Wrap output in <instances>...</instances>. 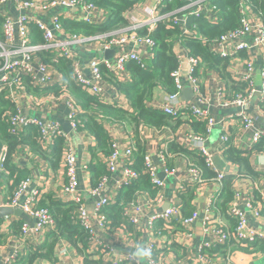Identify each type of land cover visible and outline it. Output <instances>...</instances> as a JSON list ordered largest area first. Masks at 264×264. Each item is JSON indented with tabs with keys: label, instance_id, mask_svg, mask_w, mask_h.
I'll return each instance as SVG.
<instances>
[{
	"label": "built area",
	"instance_id": "2783aa9c",
	"mask_svg": "<svg viewBox=\"0 0 264 264\" xmlns=\"http://www.w3.org/2000/svg\"><path fill=\"white\" fill-rule=\"evenodd\" d=\"M184 5L169 13L159 14L158 5L144 8L147 20L143 24L130 23L128 26L109 32L100 33L93 36H84L80 34H71L66 32L62 25V20H72L85 25H101L107 20V13L96 8L95 5L86 0H0V94L6 89L7 100L14 105L15 113L9 115V128L14 134L24 133L28 126H33L38 131L43 145H46L54 138L60 137L64 140V152L62 155V166L66 178V184L62 187L61 198L66 197L71 202L78 204L76 218L77 223L88 235L89 247L92 253H97L105 264H127L138 263L132 256L122 257L109 243L98 236L96 229L101 234L104 231H110L108 221L102 213L105 207L113 203L116 193L124 186L131 183L136 178L135 172L129 169L128 164L131 161L133 147L130 142L120 151L119 141L115 137L114 130H108L111 137V154L106 158V165L109 176L103 178L97 187L89 189L88 195L93 200V211L91 214L86 210L78 194V170L75 149L69 139V133L78 131L77 115L81 113L75 100L67 93H61L55 96L51 93L34 95L27 93L22 84V78L30 80L33 87L40 90L61 85V76L53 67L46 65L38 56L37 52L43 50L53 54L55 57L69 59L72 63V73L75 82L91 96L106 104L121 105L125 103L123 97L114 91L113 99L106 92L108 86L104 83V76L100 68L105 70L122 83H129L130 78L125 71L124 65L128 61H133L143 66L145 58L152 55L154 43L148 36H138V28L147 27L149 30L155 28L156 23L162 21L169 23V27H175L181 31V34H189L187 19L189 17L199 18L204 16L210 23H216L219 20L215 8L208 0H182ZM264 2V0H263ZM105 19V20H104ZM34 25L40 32L42 42L32 43L29 36V26ZM240 25L237 30L225 32L207 42L211 53L221 58H230V61L239 58V54L246 55L241 58L245 65V72L241 75V80L247 83L248 92L246 95L236 94L228 98L225 91L220 89L216 92L218 101L222 108L234 107L238 110L237 118L243 128L250 132L251 147L260 141H264V129L255 127L254 120L243 111V107L251 101L253 96L258 93L257 102L262 106L264 104V83L262 89L253 85L254 60L259 55L262 56V66L260 68L262 81L264 82V23L258 14H255L246 4L240 5ZM177 44H179L177 42ZM92 47V57L84 65L76 55L81 49ZM181 47L180 52L174 55L178 61V68L171 74L174 81L175 92L165 94L163 104L160 109L151 108L169 116L178 117L180 112L189 111L198 121L205 122L207 132L215 126L220 127L219 145L225 147L229 136L223 123L217 122L211 117L206 107H201L205 102V96L200 93V79L195 75L200 60L188 54V51ZM107 51H113L114 55L110 59L103 57ZM143 52V55L141 54ZM185 87H189L195 96V102H182L180 100L181 92ZM260 87V88H261ZM46 99H50L51 104H61L65 109V122L69 124L70 132L63 131V124L52 118L41 116H27L23 113L25 105H43ZM110 127H120L111 125ZM146 128H141L142 133ZM129 137V136H128ZM191 142L190 148L187 142ZM185 144L191 149L200 153L210 168L209 151L205 146V138L188 133ZM161 168L166 176H174L176 169L167 168L164 153L160 152ZM120 158L122 160L120 161ZM118 166L120 169H118ZM145 170L149 175L150 182L158 188V193L154 198L147 200V207L151 213H145L144 209L137 205V202L128 204L123 212L127 221L134 227H137L145 214V226L150 237H160L162 234L155 231V225L163 222L165 229L171 228L172 220L178 219L184 229L183 236L187 239L193 238L192 227L198 220L201 221L203 232L209 237V242L198 246L196 252L189 253L186 261L178 260L175 264H215L212 257L205 255L203 248H212L215 245H224L229 240V233L223 228V222L213 217L210 207L203 211V217L194 211L189 217L181 219L179 206L176 204V193L183 184L199 183V171L190 162L186 163L183 172L187 179L178 182L173 189V198L166 204L162 211L154 208L161 205L165 200L163 191L166 180H159L157 169L152 164L147 154L144 155ZM114 174L118 178L114 183L112 193L104 195L103 190L107 187L108 180ZM223 174L218 173L217 180L221 179ZM31 178L22 180L15 191L12 193L8 202V207H19L21 214L31 218L30 222H22L20 225L19 244L15 246L10 257L0 260V264H13L15 258L20 254L24 243L37 245L45 234L53 229L54 222L49 212L44 208L37 207V201L41 196L38 189H29ZM263 185L252 183L248 200L244 204L245 208L251 212L256 219L261 218L258 209L253 206V190L260 191ZM263 196V192L260 191ZM239 194L235 191L233 201L230 204V215L236 219V227L232 239L235 243L251 242L256 238L264 239V234L248 228L246 214L240 210L236 204L239 202ZM94 224V225H93ZM96 227V229H95ZM180 234H177V242ZM146 264H165L164 258L157 255L155 245L148 243L145 247ZM162 254V253H161ZM129 264V263H128ZM224 264H229L227 259Z\"/></svg>",
	"mask_w": 264,
	"mask_h": 264
},
{
	"label": "trees",
	"instance_id": "16d2710c",
	"mask_svg": "<svg viewBox=\"0 0 264 264\" xmlns=\"http://www.w3.org/2000/svg\"><path fill=\"white\" fill-rule=\"evenodd\" d=\"M95 5L96 8L107 13V20L101 25H85L83 23L62 20L63 29L71 34L93 36L104 32L119 30L128 26L125 14L143 6L146 0H86ZM210 5L215 8L219 17L218 22L210 23L207 18L189 17L187 27L189 34H181L175 27H169V23L162 21L156 23L153 30L147 27L138 28V36H148L154 43L152 55L143 61V66L133 61L125 63L124 68L130 81L122 83L110 74H106L101 67L100 71L106 80L121 95L125 102H128L131 111L124 110L123 102L121 105L106 104L91 96L82 89L74 80L72 73V63L69 59L55 57L47 51L37 52V56L48 66L57 70L61 76V85L46 89L33 87L26 77L22 78V84L27 93L41 95L51 93L58 96L67 93L72 97L81 113L77 115L78 131L87 132L95 140V147L92 150V163L89 165L90 188L98 186L103 178L109 176L106 158L111 154V137L108 127L119 125L127 128L135 139L132 144L133 154L128 164L130 170L135 172L136 178L130 184L124 185L117 193L115 200L108 207L102 210L103 215L108 221V227H120L128 225V230H133L132 224L127 223L123 215L125 207L134 202L138 193H146L154 198L158 193V188L150 182L149 175L144 166V148L139 139L141 128H152L162 132H171L181 124L182 117H173L151 109L148 106L149 100L154 97L157 89H161L164 94L175 92L174 81L171 74L178 68V61L174 55V46L178 42L188 51V54L200 60L195 75L199 76V70L205 69L216 72L226 85L227 97L230 99L234 95H246L248 86L245 82H233L227 72L230 58H221L211 53L207 42L216 39L221 34L237 30L240 25V5L246 4L255 14H258L264 23V2L263 0H208ZM165 6L164 8L162 7ZM184 5L182 0H160L158 5L159 14L173 12ZM1 23V20H0ZM29 36L34 44L42 42L40 32L34 25L29 26ZM0 38L1 35H0ZM239 58H245V54L240 53ZM190 113L189 111H186ZM15 113L12 103L7 100V90L4 89L0 94V139L6 144V150L2 159L0 177H3L9 185V199L17 188L18 184L24 180V175L12 163L17 149L20 146L31 147L35 153L46 161L53 171H56L62 160L64 152V140L60 137L54 138L46 145L35 127L28 126L24 133L14 134L9 128V115ZM186 113V123L190 132L206 138L208 135L205 122L198 121L192 114ZM192 117H191V116ZM51 150V151H50ZM167 152L175 153L186 157L199 171L200 182L195 184H183L176 193V204L180 207V218L189 217L194 212L193 202L197 196L199 187L208 183H218L219 189L215 194L214 201L210 209L215 217H219L223 222V228L229 233V240L224 245H215L212 248H203L202 252L208 257L218 254L226 257L228 252L239 251L244 254L264 255V239L256 238L251 242L235 243L232 239L236 219L229 212L230 204L233 201L234 185L238 180H248L259 185L264 184V173L255 170L251 165V157L254 154L264 153V141L253 145L249 150L242 151L235 148L231 142L223 150V158L226 162L236 167L235 174H224L217 180L214 170L209 168L204 157L195 150L183 148L182 146L170 142L166 147ZM50 151V155L47 152ZM170 169V167L167 166ZM260 191H264L261 187ZM260 191L253 190V206L258 209L259 215L264 219V196ZM38 208L46 209L51 215L54 226L48 231L43 240L37 245L24 243V247L19 255L14 259L13 264H35L38 260H45L51 264H57L55 250L59 242L64 241L73 248L81 257V264H105L97 253L89 250L88 235L77 223L78 204L60 203L52 194L41 195L37 201ZM131 224V225H130ZM174 226L173 232L182 230V225L178 219L168 223ZM20 224H17L16 238L20 236ZM155 231L166 234L168 229L163 227V222L155 225ZM174 245V244H173ZM189 254L181 250L180 259L186 260ZM133 264L127 262V264ZM126 264V263H125Z\"/></svg>",
	"mask_w": 264,
	"mask_h": 264
},
{
	"label": "crops",
	"instance_id": "0c3cea01",
	"mask_svg": "<svg viewBox=\"0 0 264 264\" xmlns=\"http://www.w3.org/2000/svg\"><path fill=\"white\" fill-rule=\"evenodd\" d=\"M159 1L160 0H146V3L143 6H140L134 11L125 14L124 16L128 24H143L147 20L144 8L153 7L154 5H157ZM162 7L164 8L165 6L162 5ZM180 48L181 47L179 44L176 43L174 46L175 53H179L181 50ZM141 54L143 55V52H141ZM76 55L78 60H80L84 65H87L86 63L93 55L92 47L89 46L85 49H81L80 52H76ZM262 56L263 55H259V57H256L254 60V71L252 77L254 86L256 85L257 72H260L261 85L264 83L262 81L260 70L263 62ZM148 58L149 57L145 59ZM227 72L233 82H243L241 80V75L245 72V65L241 58L230 61ZM198 78L200 79V93L205 96V102L203 105L201 104V107H206L213 119L219 123L222 122L223 125H225V129L229 136L228 142L225 144L224 148H221L219 145V136L222 132L220 127H213L206 136L205 146L209 151L210 168L216 173H221L223 175L235 174L237 169L235 166L224 160L222 155L223 150L227 147V145H229L230 142L235 148L239 150H249L251 148L250 132L241 125V122L237 118L238 110L236 108H222L220 106L216 92H218L220 89H223L225 93H229L226 90V85L221 77L216 72L205 70L203 68L199 70ZM104 83L108 86V88L106 87V92L111 96V99H113L114 88L106 80H104ZM261 85L257 87L259 88L258 90L262 89ZM185 89H189L192 92L189 87H185L181 92L180 100L182 102H195L194 94L192 93L190 96V93ZM164 96L165 94L163 91L161 89H157L154 97L149 100L148 106L150 108H156V110L160 109L163 104ZM254 98L255 96H253L251 101H249L242 109L254 120L255 127L264 129V104L261 106L258 104L257 98L255 100ZM49 100L50 99H46L47 102L41 106L25 105L23 113L27 116L47 117L60 121L62 124L66 123L64 107L61 104H51ZM123 106L124 110L131 111V107L128 102H125ZM186 113L188 112H180V117H182L181 122L183 124H181L174 131L162 132L160 130L146 128L142 133H139V139L144 148V155L147 154L152 164L155 165L157 169V176L162 170L160 152L164 153L167 166L170 167V169L177 170L174 176L169 177L164 174V179L166 180L165 189L163 191L165 200L162 201L161 205L155 207L154 211H162L165 209L166 204L169 205V202L173 198L172 187L178 182L180 183L188 178L183 172L186 163L189 162L186 160V157L171 152L168 153L166 150V147L170 142H174L187 149L193 147V144L189 141L187 142V145L190 148L185 144L187 134L191 133V130L186 123ZM121 127L122 129L120 127H108V130H114L113 134L119 141L118 147L120 151H122L128 145V142L133 145L135 144L133 134H131L127 128L123 126ZM69 139L75 149L77 160V170L79 176L78 194L81 198V202L85 205L86 210L89 212V214H91L93 211V200L88 195V191L90 189V172L88 168L92 163V150L95 147V140L87 132L82 130L69 133ZM5 150L6 144L0 139V170ZM50 151L47 152L48 155H50ZM121 160L122 158H120V161ZM12 163L16 165L19 171L22 172L24 178L29 177L32 179L31 184L29 185L30 190L36 188L41 192L42 196L52 194L60 203L71 202L66 199V197L61 198L62 187L66 184L62 163L58 165L56 171H53L49 164L42 160L35 153V151L31 149V147H26L23 145L17 149L14 157L12 158ZM251 165L255 170L264 173V153L254 154L251 157ZM118 169H120L119 166ZM117 178L118 174H114L112 177H110L107 187L103 190L104 195H109L112 193L114 183ZM9 185V181L7 182L3 177H0V207H8ZM251 185L252 183L248 180H238L235 182V191L240 196L239 202L236 204V206L245 212L248 228L264 234V219L254 218L251 212H249L244 205L248 200L247 196L250 192ZM262 187L264 188V184ZM218 189V183H208L202 187H199L197 196L193 202V206L194 211L199 212L200 218L203 217L204 209L211 207V203L214 201V197L218 192ZM262 192L264 196V191ZM150 198L151 197H149L146 193H138L135 199L137 205L143 208L144 212L148 214L151 213L147 207V200ZM210 211L212 216L215 217L213 211L211 209ZM146 216L147 214H145L144 218L137 227H134L130 224L133 228L131 232L128 230V225L110 227V231L105 230L103 234H101V232L96 229V227L95 229L98 236L102 239H105V241L109 243V245H111L123 258L132 256L140 264H146L144 253L145 247L149 242L155 245L157 255H160L162 258H164L165 264H175L176 261L182 260L179 258L181 255V250L187 254L191 253L192 255L194 252H196L198 246L209 242V237L203 232L200 220L196 221L192 227V239H187L185 236H183V228L182 230H177L178 232H173V225H171V228L168 229V231H171L170 233L167 232L160 237H150L145 226ZM23 221L30 222L32 220L25 214H21L19 217L15 215H8L0 218V260L10 257L15 246L19 244L18 238H16V228L18 229L17 224H20ZM125 221L128 223L127 220ZM178 233L180 234L179 241H181V243H178L176 240ZM89 250L92 253L91 247H89ZM55 258L57 264H81L82 262L79 254L64 241L59 242L57 245L55 250ZM212 258L214 259L215 264H224L227 259H229V264H264V255L244 254L239 251H232L231 253L228 252L226 257L214 254L212 255ZM182 261L186 260L184 259ZM184 263L186 264L188 261ZM35 264L51 263L45 260H38L35 262Z\"/></svg>",
	"mask_w": 264,
	"mask_h": 264
},
{
	"label": "water",
	"instance_id": "95a60500",
	"mask_svg": "<svg viewBox=\"0 0 264 264\" xmlns=\"http://www.w3.org/2000/svg\"><path fill=\"white\" fill-rule=\"evenodd\" d=\"M113 55H114L113 51H107L104 53V58L110 59ZM255 84H256L255 85L256 87H259L261 85L260 72H257ZM185 90L190 93V96L192 95V92L189 89H185ZM257 96H258V93L255 95L254 100L257 98ZM62 128H63V131L65 133L70 132V127H69L68 123H64ZM157 177L161 181L164 179L165 175H164L162 170L158 173ZM8 215H15V216L19 217L21 215V209L19 207H12V208L11 207H0V218H3V217L8 216Z\"/></svg>",
	"mask_w": 264,
	"mask_h": 264
},
{
	"label": "rangeland",
	"instance_id": "374dc122",
	"mask_svg": "<svg viewBox=\"0 0 264 264\" xmlns=\"http://www.w3.org/2000/svg\"><path fill=\"white\" fill-rule=\"evenodd\" d=\"M109 135H110V132L108 131ZM92 137V136H91ZM94 139V138H93Z\"/></svg>",
	"mask_w": 264,
	"mask_h": 264
}]
</instances>
